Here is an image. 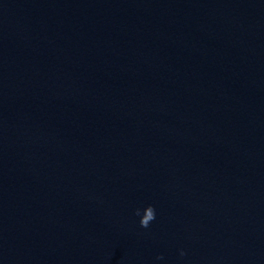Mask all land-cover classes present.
I'll use <instances>...</instances> for the list:
<instances>
[{
    "label": "water",
    "instance_id": "95a60500",
    "mask_svg": "<svg viewBox=\"0 0 264 264\" xmlns=\"http://www.w3.org/2000/svg\"><path fill=\"white\" fill-rule=\"evenodd\" d=\"M0 264H264V0H0Z\"/></svg>",
    "mask_w": 264,
    "mask_h": 264
},
{
    "label": "clouds",
    "instance_id": "9594fccd",
    "mask_svg": "<svg viewBox=\"0 0 264 264\" xmlns=\"http://www.w3.org/2000/svg\"><path fill=\"white\" fill-rule=\"evenodd\" d=\"M135 214L137 216L141 215L140 209H137ZM156 218V212L155 209L152 205H148L146 208L143 210V215L141 216L140 219V226L143 228H147L154 219ZM184 255V252L181 251V256ZM162 257H157V259H161Z\"/></svg>",
    "mask_w": 264,
    "mask_h": 264
}]
</instances>
